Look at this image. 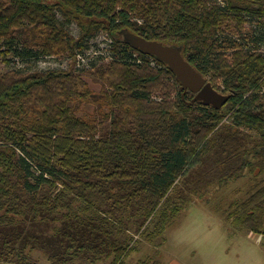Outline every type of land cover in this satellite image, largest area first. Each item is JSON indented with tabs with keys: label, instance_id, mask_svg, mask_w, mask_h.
Instances as JSON below:
<instances>
[{
	"label": "trees",
	"instance_id": "1",
	"mask_svg": "<svg viewBox=\"0 0 264 264\" xmlns=\"http://www.w3.org/2000/svg\"><path fill=\"white\" fill-rule=\"evenodd\" d=\"M248 21L241 42L223 37L229 22ZM73 23L77 38L65 28ZM123 29L182 47L215 89L232 94L227 104H191L164 64L120 40ZM100 32L109 61L91 60L84 73L0 74V264H28L27 250L49 264H125L136 243L131 219L140 237L164 242L192 195L246 174V197L229 204L225 221L264 236V0H0L7 64L10 54L74 60ZM84 74L102 84L93 117L78 111L93 95Z\"/></svg>",
	"mask_w": 264,
	"mask_h": 264
},
{
	"label": "rangeland",
	"instance_id": "2",
	"mask_svg": "<svg viewBox=\"0 0 264 264\" xmlns=\"http://www.w3.org/2000/svg\"><path fill=\"white\" fill-rule=\"evenodd\" d=\"M209 1L210 4L221 3V0ZM57 18L63 21L60 13H57ZM229 26L223 29V37L236 42H241L243 35L253 30L250 21L244 22L241 27L229 22ZM65 28L73 38L80 35L79 28L74 23L65 25ZM110 44L107 34L100 32L86 44L87 49L82 52L83 55L74 60L72 56L65 54L27 63L10 54L7 57V60H10L9 64L0 60V74L12 69L25 70L27 73L75 69L84 73L90 70L88 64L91 60L100 58L97 61L102 63L109 61ZM258 51L264 54V46ZM83 76L93 95L90 102L79 105L78 111L85 116L93 117L103 108L102 84L87 74ZM250 184V176L246 174L225 186L209 189L201 197L190 196L193 200H190L167 226L164 242L153 244L147 241L137 233L133 219L129 223L126 222V233L131 235L136 243L135 250L126 259L125 264H140L141 261H147L146 264H167L171 261L173 264H264V245L256 244L254 239L238 237L241 232L229 227L225 221L229 204L237 199H245ZM149 228L152 230V227ZM26 254L28 264H49L46 254L40 250H27ZM73 264L93 263L80 259ZM96 264H110V261L105 260Z\"/></svg>",
	"mask_w": 264,
	"mask_h": 264
},
{
	"label": "water",
	"instance_id": "3",
	"mask_svg": "<svg viewBox=\"0 0 264 264\" xmlns=\"http://www.w3.org/2000/svg\"><path fill=\"white\" fill-rule=\"evenodd\" d=\"M118 37L134 50L164 64L179 82L183 94L190 92L194 95L191 104L198 102L219 110L231 98V93H222L215 89L212 83L185 59L182 47L147 40L127 29L119 31Z\"/></svg>",
	"mask_w": 264,
	"mask_h": 264
},
{
	"label": "crops",
	"instance_id": "4",
	"mask_svg": "<svg viewBox=\"0 0 264 264\" xmlns=\"http://www.w3.org/2000/svg\"><path fill=\"white\" fill-rule=\"evenodd\" d=\"M237 231L241 232V235L238 236V237H240V238H246L247 240H248V238L250 240L254 239L256 244L264 245V236L251 233V232H249L247 230H237ZM167 264H173V262L171 261V262H168Z\"/></svg>",
	"mask_w": 264,
	"mask_h": 264
}]
</instances>
